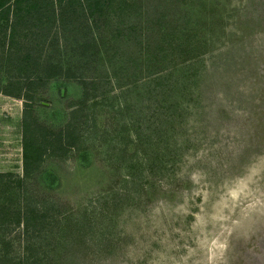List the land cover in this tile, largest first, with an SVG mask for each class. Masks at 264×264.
<instances>
[{
	"label": "rangeland",
	"instance_id": "rangeland-1",
	"mask_svg": "<svg viewBox=\"0 0 264 264\" xmlns=\"http://www.w3.org/2000/svg\"><path fill=\"white\" fill-rule=\"evenodd\" d=\"M47 1L64 23L22 36L63 73L35 80L26 101L0 93V264H264V0L182 4L205 17L206 44L177 61L170 94L146 75L154 0H130L144 17L111 14L100 28L83 0ZM7 70L4 59L1 87ZM24 105L28 145L34 124L53 137L70 123L80 137L29 178Z\"/></svg>",
	"mask_w": 264,
	"mask_h": 264
},
{
	"label": "trees",
	"instance_id": "trees-1",
	"mask_svg": "<svg viewBox=\"0 0 264 264\" xmlns=\"http://www.w3.org/2000/svg\"><path fill=\"white\" fill-rule=\"evenodd\" d=\"M75 1L77 2V0ZM69 2H74V0ZM189 2L188 0H154L151 6V20L154 27L157 26L156 32L159 36L156 34V36H152L157 39L155 43L156 48H152V51L147 56L151 64L147 66L146 75L152 77L151 81L155 87H159V85L163 86L160 90H163L164 93L170 94L172 90L176 89L181 83L180 78H174L172 76V70H174L175 65L183 60H188V58H196L199 54L198 52H200V48L206 44L202 37L197 36L196 28L200 26L198 24L199 20L205 19V17L189 16V10H184L183 7H181L182 4L184 5ZM46 4L49 7V1L47 0H0V34L5 33L7 30V27L2 25L1 20H6L8 22L7 26H10L9 45L5 50L6 55L2 53L0 56V61L5 59L8 66L7 71L10 76L8 81L2 87L0 86V93L6 96L24 99L25 101L31 99L33 96L30 94L35 91V80L40 81L41 79L43 81H49L52 78L59 77L63 73L55 64H48V59L43 62L42 55L38 54L34 57L32 53L26 52L29 46V37H27V35L22 36V33H34L33 28L40 27L43 22L50 24L57 22L64 23L66 19L65 12L59 11V15L55 18V6L51 3L50 9L54 11L47 15L43 11V8L47 6ZM81 4L87 6L89 10L88 16L91 18L90 21L93 22L92 24L95 27L98 26L99 28L101 27L100 23L102 18V27L109 25L108 20L111 18V14L118 18H122L127 15L128 11L131 13V11L135 9L136 15H139L141 18L146 15V12L141 8V3H131L130 0H83ZM99 12H103V17H99ZM105 15L107 18L104 17ZM79 16L83 17V15ZM46 23L44 25L45 27L49 25ZM89 25L90 23L87 22L85 27L90 28ZM24 26L28 27H25V29L21 31L20 28ZM20 36L21 38H19ZM36 36L40 37L39 34H36ZM1 37L3 45H0V47L2 52H4L6 38L3 36ZM45 37L44 39L38 38V40L43 44L47 41L48 36ZM17 40H20V44ZM55 40L56 37L53 36L51 42ZM13 46L14 49L12 48ZM195 51L197 52L195 53ZM170 63H173L171 64L172 66H168ZM141 69H145V67H141ZM137 72L138 71H136V73ZM64 73L67 78L73 75V73L67 71ZM167 78L168 80L170 79L168 81V86H170V88L164 89L166 88V84H162V82L167 81ZM27 80H29V83L26 84L23 82ZM27 106L28 105H24L23 109L22 136L24 171L26 178H29L32 172L38 173V171H40V163L43 156L49 157L54 153L59 155L60 152H64V149L68 147L79 151L80 137L78 132L74 131L76 128L70 123L66 124L59 132H56L53 137H51L47 134L44 127L31 122V124H34L32 131L35 130L37 133L39 132L38 134L40 135H37V137L30 135L28 145V134L26 133L28 122L26 119L29 113L27 111ZM24 213L32 214L33 211L28 207L25 209ZM26 223L28 225V222Z\"/></svg>",
	"mask_w": 264,
	"mask_h": 264
},
{
	"label": "water",
	"instance_id": "water-1",
	"mask_svg": "<svg viewBox=\"0 0 264 264\" xmlns=\"http://www.w3.org/2000/svg\"><path fill=\"white\" fill-rule=\"evenodd\" d=\"M61 92H62V94H63V90H62Z\"/></svg>",
	"mask_w": 264,
	"mask_h": 264
}]
</instances>
